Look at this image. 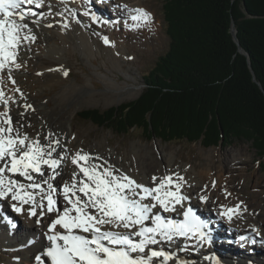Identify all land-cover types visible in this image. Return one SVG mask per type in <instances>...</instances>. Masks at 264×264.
Returning <instances> with one entry per match:
<instances>
[{
    "label": "bare ground",
    "instance_id": "6f19581e",
    "mask_svg": "<svg viewBox=\"0 0 264 264\" xmlns=\"http://www.w3.org/2000/svg\"><path fill=\"white\" fill-rule=\"evenodd\" d=\"M90 1H92L91 5L88 3ZM145 6L147 5L142 0H104L103 3L100 0H68L67 4L61 3V0H43V6L39 9L35 8L34 5H25L24 7L38 13L37 16L28 15L23 21L28 25L24 32L35 36V40L22 41L16 60V63L20 65L19 68L13 65L10 66V71L7 68L0 71V92L3 93L4 99L10 98L7 104L0 100V113L7 112V116L11 117V126L15 130L12 135H15L18 131L21 137H28V142L38 140L45 147L51 142L52 146L55 147L53 158H60L65 154L69 157V159L62 160L60 168L57 169L61 174L52 181L54 186L62 188L65 182L71 183L73 172L78 171V169L71 164L70 158L81 151L93 158L98 157L99 159H94L93 163L101 165L102 168L111 167L114 174L127 175L145 186H154L153 176L160 178L170 175L174 181L177 175L184 177L181 194L187 199L183 202V207L177 205L174 212H163L158 209L153 211H159V214L165 213L170 216L179 214L188 205H199L198 212L206 214L205 217L209 220V229L214 235L213 243L211 246L206 245L204 246L206 248H201L196 247L194 241L191 243L183 242L179 245V249L185 247L186 251L176 250L174 245L171 248V245L165 244L162 247L166 251L172 252L180 258L192 260L195 264H214L213 257H215L214 260L218 259L220 264H264V259H262L264 258V250H261L264 247L262 244L264 240V216L258 217L254 223H251L252 220L249 218L252 217L249 211L253 208L256 210L257 203L248 204L247 201H242L243 203L238 202V205H231L236 196L233 182L239 178L238 176L224 178L221 175L212 180L211 177H214V173L217 171L215 172V169L213 171L211 163L204 166L203 170L199 172H196L195 168L190 172L186 167L172 172L171 155L164 158L165 166L163 169L158 168L155 163L150 162L149 164L148 158L144 159L140 152L134 151L132 152L134 161L124 167L123 160L114 156L115 151L101 152L102 146L99 144L84 148L85 141L79 132L77 134V131L72 130L69 120L66 121L65 109L63 106H57L58 100L50 112H46L43 107L49 105L48 100L47 102L43 100V103L42 100H39L38 103L33 100L36 96V90L41 85L46 88L59 85L60 88L62 87L60 92L63 95L74 91L75 78L72 79L69 74L64 75V72L69 73L73 66L68 58L74 53L77 52L82 62L89 64H92V59L101 55L103 49L111 47L112 53L117 55L118 45L115 46L114 40L107 38L111 44H105L104 42L105 29L116 28L121 24V21L124 29L131 32V16L136 14L134 10H144ZM97 7L106 8V11H100ZM109 7L118 10V12ZM41 9H44L45 13L41 12ZM85 11L94 13L99 19L94 21L89 14L84 15ZM148 11L150 9L145 12L150 14L151 12ZM109 12L113 17L111 19L110 16L111 20L106 19ZM150 18L148 24L153 25L154 17L151 14ZM107 20L108 23H106ZM78 22H82L81 25ZM92 23H97L99 27L105 28L101 31L103 37L100 41L101 44L97 41V38L94 39L91 36L89 28ZM111 35L113 36L114 33ZM34 43L39 44V46H35ZM30 49H37V54L33 55ZM26 59H29L30 70H33V59L40 61L47 59L56 65L49 68L44 67V65L39 66L37 69L41 74V78L33 79L27 74L29 70H27ZM9 76H11V79H9ZM87 90L88 88L85 89V92ZM37 112H39V120L36 125L33 124L34 130L28 131L26 122L31 115ZM4 119V116H0V121ZM235 161H238V159H235ZM223 171L225 172V168L218 173H223ZM48 172L49 170L45 168L46 176ZM16 178L21 179L20 177ZM37 179L42 178L37 177ZM157 183H159V179ZM225 185H231V187ZM230 196L232 199H230ZM200 197H207V201L202 202ZM37 199H39V196H37ZM58 199L62 202V197H58ZM147 202L145 201V203ZM236 206H239V215L234 214L231 221L226 217H221V212L236 208ZM39 211L37 209L38 213ZM245 212H248V215ZM54 218L55 214H47L42 218L28 216L26 212L17 214L12 210L8 200L0 201V264H34L33 258L40 254L47 245L45 233L51 219ZM37 219H40L39 224L36 223ZM179 219L181 218L179 217ZM13 225L15 226L13 227ZM58 230L61 229L58 228ZM103 230L121 233L128 231L111 225H105ZM241 236L247 237V239L242 241L240 240ZM30 241L32 243H29ZM241 245L244 247H241ZM160 248L156 247L154 249L158 250ZM169 264H175V261H170Z\"/></svg>",
    "mask_w": 264,
    "mask_h": 264
},
{
    "label": "snow or ice",
    "instance_id": "6c2138e0",
    "mask_svg": "<svg viewBox=\"0 0 264 264\" xmlns=\"http://www.w3.org/2000/svg\"><path fill=\"white\" fill-rule=\"evenodd\" d=\"M61 3L67 4L68 0H61ZM25 5L39 9L43 0H0V71L6 68L10 71L13 65L19 68L16 60L22 41L35 40V36L24 32L28 25L23 21L28 15L37 16L38 13ZM134 11L136 14L131 20L135 27L150 22L149 13L143 9ZM88 14L85 11L84 15ZM92 19L95 21L99 17L93 14ZM104 42L109 43L107 38ZM64 75L68 73L64 72ZM8 99H4L0 92L4 104ZM0 116L5 117L0 121V201L8 200L17 214L26 212L28 216L41 218L55 214L45 233L48 244L35 257L36 264H47L42 257H46L50 264H169L170 261L195 264L163 247L157 250L150 246L170 244L176 239L192 240L201 248L212 245L213 235L208 223L191 207L183 211V221L167 219L159 211H153L174 212L177 205L183 207L187 199L181 194L184 177L177 175L174 181L170 175L153 176L154 186H145L127 175L114 174L111 167L102 168L93 163L98 157L93 158L81 151L70 158L78 171L73 172L71 183L65 182L60 188L52 181L61 174L57 169L62 160L69 157L65 154L53 158L55 147L51 142L45 147L38 140L28 142V137H21L18 131L12 135L15 130L11 126V117L7 112L0 113ZM45 168L49 170L47 176ZM58 197H62V202ZM200 199L207 201V197ZM234 214L239 215V206L220 213L229 221ZM147 221L151 226H146ZM36 223L39 224L40 219ZM105 225L128 231H105ZM133 236L139 239H133ZM245 239L247 237H240L242 241ZM186 250L185 247L180 249ZM214 264H220V261L217 259Z\"/></svg>",
    "mask_w": 264,
    "mask_h": 264
},
{
    "label": "trees",
    "instance_id": "16d2710c",
    "mask_svg": "<svg viewBox=\"0 0 264 264\" xmlns=\"http://www.w3.org/2000/svg\"><path fill=\"white\" fill-rule=\"evenodd\" d=\"M162 10L168 49L142 75L140 96L80 119L162 142L210 147L244 139L264 171V0H164Z\"/></svg>",
    "mask_w": 264,
    "mask_h": 264
},
{
    "label": "rangeland",
    "instance_id": "374dc122",
    "mask_svg": "<svg viewBox=\"0 0 264 264\" xmlns=\"http://www.w3.org/2000/svg\"><path fill=\"white\" fill-rule=\"evenodd\" d=\"M142 1L147 5L144 10L150 9L148 12H151L150 14L154 17L153 25L143 23V26L135 27V22L130 21L132 30L128 32L124 29L121 21L118 27L111 29H105L99 27L97 23H92L89 28L92 38H97V41L101 44L100 41L103 39L101 31L105 29V38L113 39L115 46L118 45L117 55L112 53L111 47L103 49L101 55L96 56L95 59L91 60L92 64H89L82 62L77 52L74 53L68 58L70 63H73L68 74L72 79L75 78L74 91L63 95L60 92L62 87L60 88L59 85L52 88L41 85L36 90V96L33 100L36 103L39 100H42V103L43 100H46V102L48 100L49 105L43 106L46 112H50L58 100L57 106H63L65 109L66 121L69 120L72 130L77 131V134L79 132L85 141L84 148L99 144L102 146L101 152L115 151L114 156L123 160L124 167L134 161L132 156L134 151L140 152L144 159L148 158L149 164L150 162L155 163L158 168L163 169L165 166L164 158L171 155L172 172L184 167L190 172L194 168L196 172H199L203 170L204 166L211 163L213 171L214 169L215 172L217 171L214 173L215 176L211 177L212 180L221 175L224 178L238 176L239 178L233 182L236 196L231 205H238V202L242 201H247L248 204L257 203L258 207H255L257 209L255 210L252 207L253 210L249 211L252 216L249 217L252 220L251 223H254L258 217L264 216V171L260 167L261 160L258 158L251 141L234 139L225 146L210 147H203L200 143L189 144L184 141L162 142L159 139L148 140L140 131H133L127 135L119 136L107 128H99L90 121L80 119L79 113L83 111L97 110L104 112L111 107H117L136 100L145 87L142 75L152 69L158 57L167 51L168 39L165 35L162 10L164 0ZM97 8L100 11H106V8ZM109 8L118 12L112 7ZM41 12L45 13V10L41 9ZM107 16L106 19L111 20L113 18L111 12ZM80 23L82 22H78L79 25H81ZM106 23H108V20ZM113 30L114 32H112ZM112 33H114L113 36ZM34 44L39 46L37 43ZM30 50L33 55L37 54V49ZM26 65L27 70H29L27 74L33 79H38L41 76L37 69L39 66L44 65V67L49 68L56 64L47 59L41 61L33 59V70H30L29 59H26ZM86 88H88L87 92H85ZM38 113L31 115L26 122L28 131L34 130V125L39 120ZM235 159H238V161H235ZM223 168H225V172L218 173ZM225 186L231 187V185ZM230 199H232L231 196ZM245 213L248 215V212ZM262 244L264 245V240ZM241 247L244 246L241 245ZM261 250H264V247Z\"/></svg>",
    "mask_w": 264,
    "mask_h": 264
},
{
    "label": "water",
    "instance_id": "95a60500",
    "mask_svg": "<svg viewBox=\"0 0 264 264\" xmlns=\"http://www.w3.org/2000/svg\"><path fill=\"white\" fill-rule=\"evenodd\" d=\"M231 35H232V37H233L234 42H235V43L237 44V46H238V51H239V53L242 54V55H244V56H246V57L248 58L247 53H246L245 51H243V50L241 49V47L239 46L238 39H237V37H236V29H235V26H234L233 22H232V24H231ZM253 80L255 81L254 75H253Z\"/></svg>",
    "mask_w": 264,
    "mask_h": 264
}]
</instances>
